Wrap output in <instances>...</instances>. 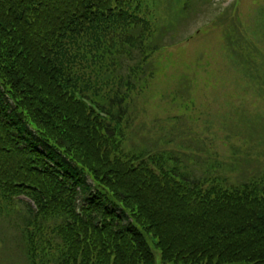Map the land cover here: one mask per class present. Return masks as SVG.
Instances as JSON below:
<instances>
[{"label":"trees","instance_id":"obj_1","mask_svg":"<svg viewBox=\"0 0 264 264\" xmlns=\"http://www.w3.org/2000/svg\"><path fill=\"white\" fill-rule=\"evenodd\" d=\"M190 2L0 0V258L13 239L23 264H264V174L245 165L261 144L222 130L220 150L197 131V104L183 107L187 131L207 157L170 139L141 144L131 130V105L157 81L165 98L185 99L156 41ZM238 17L227 71L264 93Z\"/></svg>","mask_w":264,"mask_h":264},{"label":"rangeland","instance_id":"obj_2","mask_svg":"<svg viewBox=\"0 0 264 264\" xmlns=\"http://www.w3.org/2000/svg\"><path fill=\"white\" fill-rule=\"evenodd\" d=\"M236 2L238 4L236 16H240L238 17L239 28H242L246 36L250 37V43H256L254 47H249L251 53L249 56L259 54L260 58L255 65L262 66L264 63V0H212L207 3L204 0H191L185 17L179 20L175 27L166 29L162 35L160 33V39L156 41L158 45L169 46L165 54L168 53L171 60L161 62L159 58V61L161 64L170 63L169 69L179 75L175 76L176 86L173 85L174 82L171 85L180 89L185 99L181 97L182 99L174 101L172 98H165L167 86L164 82L157 81L150 92L137 100L136 110L131 105L130 112L134 116V122L130 126L133 132H139L138 139L144 140L141 144L146 142L147 145L151 143L159 145L164 140L170 139V145L184 142L195 151V155L201 156L203 153L204 157H207L210 151L202 146L206 143L201 140V145L199 139L195 140L190 130L187 131L192 119L187 117L183 107L197 104V131L200 133L205 131L203 135L215 140L220 150L226 149L221 146L222 139L225 137V134L220 132L222 130H226L228 135L232 132L236 133L237 136L233 141L237 144L241 142L261 144L263 149L261 155L251 157L258 160H247L245 163L250 173L258 174L264 171V93L243 90V80L239 77L245 78V76L241 74L231 78L227 71L229 61L226 63L225 59L227 58L225 45L227 22H230L229 15ZM233 20L231 18V21ZM254 36L259 38L258 42L255 41ZM173 44L176 45L172 46ZM201 67L202 70L210 67V71L213 70L216 73L214 76L199 75ZM237 67L240 69L243 64L238 63ZM218 70H220L219 73H217ZM260 70H264V66ZM259 76L264 78V75L259 74ZM210 78L217 81V87L206 85V80ZM197 84L199 85L196 88ZM231 85L239 86L238 94L233 99ZM190 96L191 98L188 99ZM232 102L239 105V109L229 111ZM212 121L215 124L208 123ZM176 149L180 150V147ZM197 160L203 167L205 159ZM182 161L187 168L189 165L187 159L182 157ZM14 234L15 232L11 231L9 235ZM156 253L159 260V250H156ZM1 258L0 264L25 262L23 253L18 250L17 242L13 239L7 240Z\"/></svg>","mask_w":264,"mask_h":264}]
</instances>
